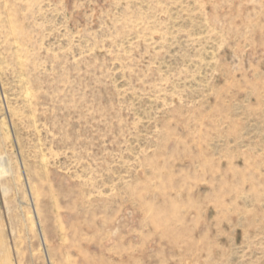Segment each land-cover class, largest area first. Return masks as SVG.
<instances>
[{
	"label": "rangeland",
	"instance_id": "374dc122",
	"mask_svg": "<svg viewBox=\"0 0 264 264\" xmlns=\"http://www.w3.org/2000/svg\"><path fill=\"white\" fill-rule=\"evenodd\" d=\"M0 264H264V0H0Z\"/></svg>",
	"mask_w": 264,
	"mask_h": 264
},
{
	"label": "bare ground",
	"instance_id": "6f19581e",
	"mask_svg": "<svg viewBox=\"0 0 264 264\" xmlns=\"http://www.w3.org/2000/svg\"><path fill=\"white\" fill-rule=\"evenodd\" d=\"M8 167V165H7ZM3 159L0 158V177L7 173L8 169ZM9 168V167H8Z\"/></svg>",
	"mask_w": 264,
	"mask_h": 264
}]
</instances>
